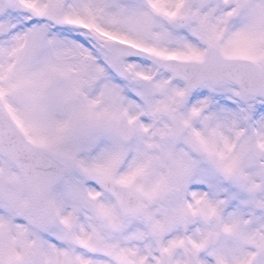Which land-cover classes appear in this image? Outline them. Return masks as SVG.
<instances>
[{
  "label": "snow or ice",
  "instance_id": "1",
  "mask_svg": "<svg viewBox=\"0 0 264 264\" xmlns=\"http://www.w3.org/2000/svg\"><path fill=\"white\" fill-rule=\"evenodd\" d=\"M0 264H264V0H0Z\"/></svg>",
  "mask_w": 264,
  "mask_h": 264
}]
</instances>
